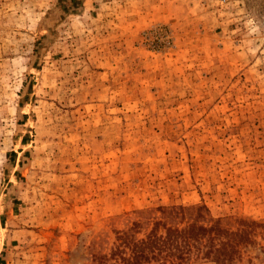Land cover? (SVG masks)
Masks as SVG:
<instances>
[{
    "label": "rangeland",
    "instance_id": "obj_1",
    "mask_svg": "<svg viewBox=\"0 0 264 264\" xmlns=\"http://www.w3.org/2000/svg\"><path fill=\"white\" fill-rule=\"evenodd\" d=\"M202 205L246 239L184 264H264V0H0V264Z\"/></svg>",
    "mask_w": 264,
    "mask_h": 264
},
{
    "label": "trees",
    "instance_id": "obj_2",
    "mask_svg": "<svg viewBox=\"0 0 264 264\" xmlns=\"http://www.w3.org/2000/svg\"><path fill=\"white\" fill-rule=\"evenodd\" d=\"M159 211L161 217L144 239L134 240L128 231L119 236L120 244L111 254L116 264H184L193 255L227 263L246 239L243 231L223 228L220 219L207 220L203 205L161 207ZM136 227L138 223L132 228Z\"/></svg>",
    "mask_w": 264,
    "mask_h": 264
}]
</instances>
